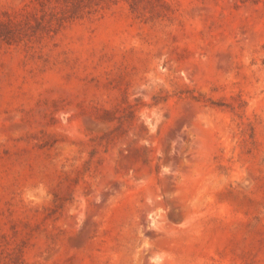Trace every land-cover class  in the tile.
Returning a JSON list of instances; mask_svg holds the SVG:
<instances>
[{
    "label": "rangeland",
    "instance_id": "374dc122",
    "mask_svg": "<svg viewBox=\"0 0 264 264\" xmlns=\"http://www.w3.org/2000/svg\"><path fill=\"white\" fill-rule=\"evenodd\" d=\"M0 264H264V0H0Z\"/></svg>",
    "mask_w": 264,
    "mask_h": 264
}]
</instances>
